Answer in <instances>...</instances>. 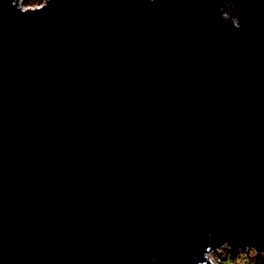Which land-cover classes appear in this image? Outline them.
I'll return each mask as SVG.
<instances>
[{
	"label": "water",
	"instance_id": "1",
	"mask_svg": "<svg viewBox=\"0 0 264 264\" xmlns=\"http://www.w3.org/2000/svg\"><path fill=\"white\" fill-rule=\"evenodd\" d=\"M262 33L264 0H0V264L264 254Z\"/></svg>",
	"mask_w": 264,
	"mask_h": 264
},
{
	"label": "rangeland",
	"instance_id": "2",
	"mask_svg": "<svg viewBox=\"0 0 264 264\" xmlns=\"http://www.w3.org/2000/svg\"><path fill=\"white\" fill-rule=\"evenodd\" d=\"M21 6L25 9L28 8H37L42 6L43 4L35 5V6H27L28 0H19ZM228 246L220 249V255L218 254H208L207 256L214 264H264V254L256 253L254 249H248L243 251H231Z\"/></svg>",
	"mask_w": 264,
	"mask_h": 264
},
{
	"label": "snow or ice",
	"instance_id": "3",
	"mask_svg": "<svg viewBox=\"0 0 264 264\" xmlns=\"http://www.w3.org/2000/svg\"><path fill=\"white\" fill-rule=\"evenodd\" d=\"M255 43L261 50H264V33L255 37ZM235 71L242 76L259 79L264 82V59L239 64L236 66Z\"/></svg>",
	"mask_w": 264,
	"mask_h": 264
},
{
	"label": "trees",
	"instance_id": "4",
	"mask_svg": "<svg viewBox=\"0 0 264 264\" xmlns=\"http://www.w3.org/2000/svg\"><path fill=\"white\" fill-rule=\"evenodd\" d=\"M44 0H28L27 6H35L39 4H43Z\"/></svg>",
	"mask_w": 264,
	"mask_h": 264
}]
</instances>
